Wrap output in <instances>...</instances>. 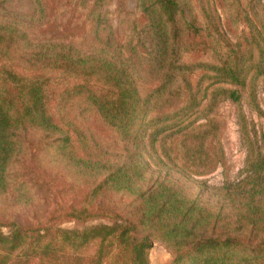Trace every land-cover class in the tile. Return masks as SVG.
<instances>
[{
    "label": "trees",
    "instance_id": "16d2710c",
    "mask_svg": "<svg viewBox=\"0 0 264 264\" xmlns=\"http://www.w3.org/2000/svg\"><path fill=\"white\" fill-rule=\"evenodd\" d=\"M108 1L0 9V191L41 134L55 167L89 187L67 217L111 221L13 224L0 230V264H151L154 241L168 264H264V131L244 110L264 118V0H138L118 12L117 35ZM225 100L247 153L240 178L213 187L192 175L225 161ZM114 193L129 203L105 205Z\"/></svg>",
    "mask_w": 264,
    "mask_h": 264
},
{
    "label": "rangeland",
    "instance_id": "374dc122",
    "mask_svg": "<svg viewBox=\"0 0 264 264\" xmlns=\"http://www.w3.org/2000/svg\"><path fill=\"white\" fill-rule=\"evenodd\" d=\"M65 1L48 0L49 8L57 13L59 9L63 10L61 6ZM137 4L138 0H109L103 6V16L113 28L115 35L119 26L120 9L133 12ZM0 9L1 12L4 10L29 15L34 12L35 5L33 0H0ZM259 99L264 108L262 91ZM244 110L248 121L255 125L258 133L264 131V118L249 109L247 104H244ZM215 113L222 118L224 124L220 142L225 153V161L207 173L193 174L192 177L206 181L209 186L220 187L226 181H236L240 178L247 150L242 142L236 104L230 100L222 101L216 107ZM31 134L36 137L31 139L32 135H29L28 139H25L22 150L24 155L15 166L17 179L14 187L5 192L0 191V230L9 234L13 224L41 229L46 225L82 229L99 223H111L103 216L88 217L84 220L67 217L72 206L82 205L81 202L86 198L89 187L73 178L64 164L55 167L51 159L50 139L44 137L41 139L39 137L41 134ZM32 146L36 148L34 153L31 151ZM31 156L34 160L25 167L24 161L26 159L28 161ZM106 197L108 199L103 203L114 205L118 210L129 203L128 198L119 194H109ZM149 259L151 264H168L172 254L163 243L154 241L149 251Z\"/></svg>",
    "mask_w": 264,
    "mask_h": 264
}]
</instances>
